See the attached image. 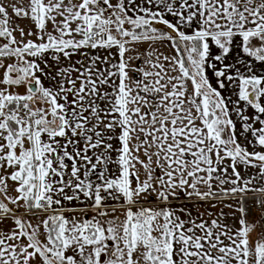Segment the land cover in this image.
Segmentation results:
<instances>
[{
	"label": "snow or ice",
	"instance_id": "obj_1",
	"mask_svg": "<svg viewBox=\"0 0 264 264\" xmlns=\"http://www.w3.org/2000/svg\"><path fill=\"white\" fill-rule=\"evenodd\" d=\"M0 264H264V0H0Z\"/></svg>",
	"mask_w": 264,
	"mask_h": 264
},
{
	"label": "crops",
	"instance_id": "obj_2",
	"mask_svg": "<svg viewBox=\"0 0 264 264\" xmlns=\"http://www.w3.org/2000/svg\"><path fill=\"white\" fill-rule=\"evenodd\" d=\"M239 127V126H238ZM203 209H201V211H202ZM225 211H229L228 209H225Z\"/></svg>",
	"mask_w": 264,
	"mask_h": 264
},
{
	"label": "rangeland",
	"instance_id": "obj_3",
	"mask_svg": "<svg viewBox=\"0 0 264 264\" xmlns=\"http://www.w3.org/2000/svg\"><path fill=\"white\" fill-rule=\"evenodd\" d=\"M20 91H23V88H21Z\"/></svg>",
	"mask_w": 264,
	"mask_h": 264
}]
</instances>
